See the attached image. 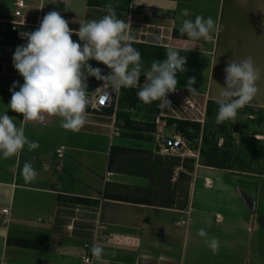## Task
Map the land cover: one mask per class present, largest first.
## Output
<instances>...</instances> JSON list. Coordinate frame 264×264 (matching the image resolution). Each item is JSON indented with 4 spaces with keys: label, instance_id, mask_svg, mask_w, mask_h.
Listing matches in <instances>:
<instances>
[{
    "label": "crops",
    "instance_id": "obj_1",
    "mask_svg": "<svg viewBox=\"0 0 264 264\" xmlns=\"http://www.w3.org/2000/svg\"><path fill=\"white\" fill-rule=\"evenodd\" d=\"M15 1L0 0V114L15 117L39 147L0 155V264H91L84 260V243L96 231L95 244L108 264H264V157L260 170L251 171L202 164L194 153L188 170L182 163L189 153L171 151L161 134L125 128L117 115L123 109L120 93L108 91L109 103H102L107 90L95 77L87 80V123L78 131L62 128L57 117L23 121L22 114L7 109L11 86L24 83L12 61L15 49L27 44L20 33L37 30L50 11L78 30L79 23L104 16L108 3L118 18L130 19L136 49L171 47L186 57V71L177 73L182 82L167 97L172 108L160 109L159 121L166 123L164 116L200 121L198 110L209 99H220L228 61L248 56L260 71L259 91L250 104L264 108V0H25L21 17L14 14ZM185 8L192 13L187 18L211 16L222 30L207 40L181 36ZM141 60L147 70L163 59L141 55ZM190 78H195L194 94L186 87ZM131 116L139 125L148 120L143 112ZM115 126L120 134H112ZM60 145L63 156L57 153ZM171 155L182 159L169 174L164 160ZM26 162L35 179H25ZM6 207L9 222L3 223ZM201 228L220 241L218 251L197 235Z\"/></svg>",
    "mask_w": 264,
    "mask_h": 264
},
{
    "label": "clouds",
    "instance_id": "obj_2",
    "mask_svg": "<svg viewBox=\"0 0 264 264\" xmlns=\"http://www.w3.org/2000/svg\"><path fill=\"white\" fill-rule=\"evenodd\" d=\"M104 9V16L79 23L78 30L70 28L69 21L58 11H50L37 30L20 33L21 38L27 39V44L15 49L12 61L24 83L14 82L11 86L7 109L22 114L23 121L43 123L46 116L57 117L62 128L78 131L87 123L89 77L101 81L102 88L111 93L137 88L136 95L144 104L158 102L161 109L172 108L167 97L177 91V73L186 71V57L180 56L178 49L169 47L165 58L154 61L146 70L141 53L133 46L130 19L126 22L118 18L111 3L104 5ZM191 15L189 9L181 10L180 16L184 17L179 28L181 36L207 40L222 30L211 16L187 18ZM73 35L79 40L74 41ZM89 61L101 63L110 71L104 74ZM224 72L225 84L217 100V124L235 123L238 111L250 104L259 91L260 71L251 56L241 61L230 59ZM142 76L144 82L141 84ZM194 83L195 78H190L186 85L191 94L197 92L192 87ZM17 87L19 91L15 90ZM15 120L6 112L0 114V155L3 158L12 157L25 146L29 150L39 147V142L30 140ZM23 173L26 180L35 179L37 175L28 162ZM197 235L205 238L213 252L218 251L220 241L217 238H209L203 228ZM91 253L96 264H108L101 246L93 244Z\"/></svg>",
    "mask_w": 264,
    "mask_h": 264
},
{
    "label": "trees",
    "instance_id": "obj_3",
    "mask_svg": "<svg viewBox=\"0 0 264 264\" xmlns=\"http://www.w3.org/2000/svg\"><path fill=\"white\" fill-rule=\"evenodd\" d=\"M141 49L139 52L143 56H147L150 58H160L164 59L166 55V49L164 52L157 49L156 46L148 45V44H140ZM89 63L95 66H102L103 64L98 63L96 61H89ZM105 66V65H104ZM103 72L109 70L106 66L102 69ZM138 89H122L119 94V106L123 109L117 110V115L121 117L124 121L123 126L125 128H131L134 130H140L142 127L138 124L139 121H136L132 116L131 112H143L148 118V122L146 123L149 130H155V119L160 114V109L157 105L158 102H153L152 104H144L141 102L136 93ZM249 105V108H251ZM128 108L129 110H125ZM263 108V107H261ZM207 115L208 116H216L218 110L217 100L209 99L207 101ZM250 113H253V109H250ZM259 115V114H258ZM262 116V115H261ZM166 122L168 124H177L178 132L186 137L187 139L191 140V149H196L199 152V161L202 164L221 167V168H230V169H239V170H251L247 168H236L232 165V160L235 157L234 151L231 148L226 147V145L218 144L217 139L214 140L213 137L210 136L206 128H201V122L198 120H191V119H182L178 117L172 116H164ZM191 128V129H190ZM264 133V132H263ZM135 135H139L135 133ZM200 139V141H199ZM168 146L171 144L167 143ZM218 158L221 159V162L218 161ZM157 159V160H156ZM155 161H160V157L156 158ZM181 157L180 155H171L168 157V160H164V162L168 161L170 164L169 174H171L174 165L181 164ZM194 157H185L183 159V165L188 170H192L195 162ZM260 170V169H258ZM181 174L188 178V173L186 171H181Z\"/></svg>",
    "mask_w": 264,
    "mask_h": 264
},
{
    "label": "rangeland",
    "instance_id": "obj_4",
    "mask_svg": "<svg viewBox=\"0 0 264 264\" xmlns=\"http://www.w3.org/2000/svg\"><path fill=\"white\" fill-rule=\"evenodd\" d=\"M179 82H182V79H178ZM249 105L252 104H248L238 111L235 123L227 121L223 124H217L215 122L216 116L207 115V105L204 110H198L196 117L202 118L200 120L201 128H206L210 136L214 140L217 139L219 145L224 144L234 151L235 157L232 160L234 167L258 170L262 166L264 157V108L255 105L249 108ZM250 109H253L252 114ZM143 122L145 126L144 124L140 126L147 127L148 120ZM155 124L156 133L161 134L160 139H163L164 144H171V146L166 145L172 149L171 151L175 153L186 151L189 153V157H193L194 153L199 154L198 150L189 149L191 140L178 132L177 124L163 123L157 117ZM174 132L179 133V136L176 137ZM175 139H180L183 145L177 147L172 142ZM184 155L183 157H188L186 154ZM218 161L221 162V159L218 158Z\"/></svg>",
    "mask_w": 264,
    "mask_h": 264
},
{
    "label": "built area",
    "instance_id": "obj_5",
    "mask_svg": "<svg viewBox=\"0 0 264 264\" xmlns=\"http://www.w3.org/2000/svg\"><path fill=\"white\" fill-rule=\"evenodd\" d=\"M26 7V1L25 0H16L15 1V11H14V14L16 16H23V9ZM3 19L0 18V23ZM12 22H17L16 20H12ZM11 48L10 47H7L6 50H10ZM107 74V73H105ZM188 105L191 107V108H194L195 107V104L194 103H191L190 101H188ZM202 119V118H201ZM112 134H120V128L118 126H115L113 127V131H112ZM64 151H65V145H60L58 148H57V153L59 156H63L64 154ZM109 174H111L112 172L109 171L108 172ZM2 212L5 214L4 217L1 219L3 223H8L9 222V208H3L2 209ZM184 222V221H182ZM99 236V232L96 231L92 237L91 240L89 241H86L84 243V247H85V251H84V260L88 263H93L94 261V257L92 256V253H91V246L93 244L96 243V239L97 237ZM102 236L105 237V238H110L112 236L111 233H102Z\"/></svg>",
    "mask_w": 264,
    "mask_h": 264
},
{
    "label": "water",
    "instance_id": "obj_6",
    "mask_svg": "<svg viewBox=\"0 0 264 264\" xmlns=\"http://www.w3.org/2000/svg\"><path fill=\"white\" fill-rule=\"evenodd\" d=\"M101 102L104 104H108L109 103V98H108V91H104L101 95ZM172 142H174V144L177 147H181L183 145V142L180 139H175Z\"/></svg>",
    "mask_w": 264,
    "mask_h": 264
}]
</instances>
